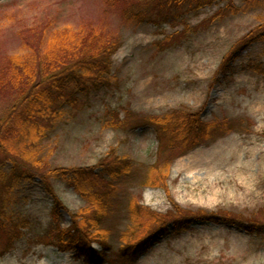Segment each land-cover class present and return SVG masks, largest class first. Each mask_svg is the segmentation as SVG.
<instances>
[{
	"label": "rangeland",
	"instance_id": "obj_1",
	"mask_svg": "<svg viewBox=\"0 0 264 264\" xmlns=\"http://www.w3.org/2000/svg\"><path fill=\"white\" fill-rule=\"evenodd\" d=\"M108 2L0 0V68L10 64V58L23 65L68 25L71 33L94 29L120 42L112 55L109 83L79 95L88 100L84 106L59 109L54 125L44 130L35 168H86L110 155L132 160L136 167L131 178L113 187L109 216L97 226H92L93 199L77 193L60 176L50 178L63 206L56 216L54 199L39 176L13 183L10 177L6 182L0 178V205L7 204L9 213L3 230L22 223L10 247L0 232V264H86L75 248L55 244V233L70 226L71 217L85 228L92 226L89 246L95 250L102 249L104 240L116 249L124 232L142 234L154 214L165 215L173 204L181 213L221 212L264 222V71L248 67L253 62L264 67V0H216L161 25L136 24L124 16L122 4ZM229 3L238 11L211 19ZM185 26L186 33L174 34ZM55 38L60 44V37ZM231 50L234 56L227 67L232 73H218ZM6 91L0 96V116L18 100L13 89ZM113 111L127 122L117 128L104 126L116 121ZM174 111L196 114L214 128L201 144L172 159L153 126L133 125L136 119L144 123L149 116ZM158 157L169 162L163 178L149 170ZM9 169L6 163L0 175ZM147 176L153 183L140 185ZM131 204L138 214H132ZM104 264H112L111 259ZM133 264H264V238L235 223L197 220L179 235L152 242Z\"/></svg>",
	"mask_w": 264,
	"mask_h": 264
},
{
	"label": "trees",
	"instance_id": "obj_2",
	"mask_svg": "<svg viewBox=\"0 0 264 264\" xmlns=\"http://www.w3.org/2000/svg\"><path fill=\"white\" fill-rule=\"evenodd\" d=\"M215 1L109 0L108 3L111 5L120 4V6L122 4L124 16L131 18L136 24L148 21L161 25L165 22L175 21L184 12L198 11ZM234 11H238L237 7L230 3L226 4V6L218 8L211 19L221 17L226 12ZM93 30H76L71 33L68 25L67 30L63 29L56 35L60 37V39L58 38L61 40L60 44L57 43L56 36H52L51 39L54 38V42L47 44L45 50L42 48L34 50L27 61L22 62L23 65L18 64V59L10 58V64L8 62L6 67L0 68V96L5 95L6 90L13 89L17 96L15 99H18L0 116V155H3L0 158V171L6 163L10 165L9 171L3 172L0 178H5L3 181L6 182L8 181L7 177H10L9 181L13 183L21 177L39 176L45 190L54 199V215L56 216L57 210L63 206L54 193L50 178L60 176L77 193L85 197L90 196L93 199L92 207L95 212L92 226H97L102 225L109 216L107 213L108 202L114 191L113 187L118 181H126L136 172L132 160L110 155L107 159L101 160L97 166L86 168H52L43 171L35 168L39 164L37 152L45 135L44 130L46 128L51 129L54 125V119L60 114L59 109L64 106L72 109L84 106L88 100L80 99L79 95H88L109 83L112 55L119 47L120 42L117 36L103 37L104 35L101 33L98 35L97 31ZM187 30L185 26L181 32L174 34L186 33ZM174 34L169 35V38H172ZM65 35L67 37L63 38ZM244 46L242 47L244 48ZM55 50H57V55H54ZM233 53L234 50H231L223 56L218 73H232L227 65L232 61ZM38 59L42 60L41 64L40 62L36 64ZM45 60H49V65L44 66ZM248 67L259 72L264 71L262 64H254V62ZM11 77L14 81L10 80ZM113 112V116L117 117L115 118L116 121L107 122L104 126L117 128L127 122L123 124L125 118L121 119L117 112ZM147 119L143 120L144 123H139L136 119L133 126L137 127L143 124L153 126L159 142L164 141L162 145L167 152H170L172 159L201 144L211 128H214L213 123L204 122L197 118L196 114L185 111H174L162 116H149ZM220 125L223 128L228 125L224 129H228L230 126V124L222 122ZM168 165V161L158 157L156 162L150 165L149 170L152 169L153 172H157V175L163 178L165 175L163 167L167 168ZM152 179L160 181V178ZM151 183H153L151 178L149 179L147 176L139 184ZM6 205H0V232H3L7 237L6 245L10 247L12 241L20 236L17 227L22 223L7 227V232H4L3 229L8 224L4 222V217H9ZM129 208L132 214H138V210L132 204L129 205ZM181 212L183 210L173 204L171 211L165 215L154 214L155 220H152L154 216L151 217L150 227L146 228L142 234L140 231L129 236L128 233L124 232V238L120 235L121 245L117 246L115 251L111 250L110 243L105 240L99 244L102 249L90 248L89 244L93 238L88 229L92 230V226L85 228L82 226V222H76L71 217L70 226L55 233V244L61 249L75 248L78 251L77 257L83 256L86 264H104L108 259H111L112 264H133L143 252L149 249L152 242L161 237L164 238L166 235H179L197 220L235 223L245 228L249 233H257L264 238V222L258 220L251 221L243 217L225 215L221 212ZM167 216L168 218H166ZM169 223L171 227L167 228ZM107 251H110V254Z\"/></svg>",
	"mask_w": 264,
	"mask_h": 264
}]
</instances>
